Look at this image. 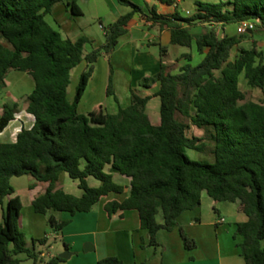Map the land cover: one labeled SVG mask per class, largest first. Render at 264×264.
<instances>
[{"label": "trees", "instance_id": "16d2710c", "mask_svg": "<svg viewBox=\"0 0 264 264\" xmlns=\"http://www.w3.org/2000/svg\"><path fill=\"white\" fill-rule=\"evenodd\" d=\"M63 1L0 0V91L6 88L10 71L27 72L34 80L27 112L35 119L32 128H23L15 142L0 143V264H22L19 256L24 253L35 264L44 262L42 252L27 247L19 229L24 203L19 196L9 198L15 193L14 177L36 179L43 191L32 206L36 213L48 216L54 232H61L69 221L58 220L51 212L88 213L111 194L125 193L127 186L115 181L106 171L108 166L131 181L128 197L107 201L105 211L110 217L118 211H137L151 246H158L161 230L179 227L185 248L196 249L197 242L180 227L178 218L201 207L206 193L216 203H239V211L249 217L237 225L235 234L243 237L239 244L242 256L246 264H264V99L248 101L239 86L244 74L251 87L264 92V52L241 49L232 58L241 38L224 32L229 25L248 21L264 27V0L197 1L188 17L180 14L176 0H155L175 6L170 14L159 13L148 0L145 7L118 0L132 10L107 26L101 24L105 42L87 55L88 38L75 42L64 38L46 20ZM71 12L82 15L75 3ZM136 13L146 22L169 28L173 45L191 47L195 43L199 53L206 51L204 59L173 73L165 60L167 49L159 45L160 71L141 81L146 89L158 85L155 94L142 96L132 90L130 104L120 106L116 113L100 106L81 114L79 105L99 58L114 51ZM199 25L204 30L193 32ZM83 62L87 67L70 100L72 71ZM107 95L118 102L112 70ZM153 96L160 98L158 124L147 112ZM16 111V104H4L0 133L15 119ZM185 119L206 131L213 143V161L188 155L190 150L202 152L206 143L187 134ZM63 173L78 182L84 191L81 197L58 188ZM89 177L101 185L90 186ZM48 242L46 236L33 240V246ZM63 261L55 256L45 264ZM98 264L127 263L107 257Z\"/></svg>", "mask_w": 264, "mask_h": 264}, {"label": "crops", "instance_id": "0c3cea01", "mask_svg": "<svg viewBox=\"0 0 264 264\" xmlns=\"http://www.w3.org/2000/svg\"><path fill=\"white\" fill-rule=\"evenodd\" d=\"M81 1L85 4H90L92 0ZM112 1L115 10L111 11L109 14L111 23L117 21L122 15L132 10L130 7L116 2V0ZM131 1L138 3L140 0ZM144 1L145 4L142 7L146 5V0ZM148 1L150 6L155 5L157 7L159 13L170 14L175 10V6H166L155 0ZM197 1L202 0H192V8L186 9V14L188 11L192 12L194 10ZM183 2H187V0H182L178 8L182 7ZM73 3L81 10L82 15L75 16L72 14L71 4ZM50 17L58 26L59 32L64 38H69L75 42L82 37H86L91 41L85 46L86 55L99 48L105 42L104 31V38L102 39L91 25L84 21L86 17L85 12L79 5L78 0H64L53 8L52 12L46 17L48 23L53 26L54 23L52 24L49 21ZM72 17H77L79 19L78 21L81 20L82 23L80 22V24L78 23L76 25L72 24ZM103 26L106 25L103 24ZM100 27L103 30L102 25H100ZM228 27L229 26L225 27L224 32L228 35H232L227 31ZM201 28L204 30L203 25L193 27L192 30L198 33ZM159 45L167 49L165 60L168 65L169 62L174 63L179 55H185L191 52L195 53L194 48H192V51H188L187 47L173 45L171 43V31L169 28H160L158 25L146 22L140 14L136 13L130 23L128 33L120 38L119 44L114 51L109 55H102L98 60V62L107 60L109 63L108 79L104 84V95L108 101L111 97L107 95V88L112 70L111 61L118 54L121 56L125 55V59L127 60L126 64L129 75L128 72H126L124 78L121 80L122 84L116 82V79H114L113 83L115 96L118 98L117 102L115 97L112 96L117 103L116 107L112 106V104H110L109 107L104 106L101 104L102 100L99 101L97 97H95L90 101V110L103 106L108 113L109 110L116 113L121 106V99L117 94L120 87H122V89L124 88L123 90L126 93L128 105L131 102L132 90L142 92V96L155 94L158 91V85H153L150 89L139 91L138 87L143 78L155 75L160 71L161 54ZM155 48H158L159 52L155 50ZM196 51L198 52V50ZM205 53L200 54L202 60L205 57ZM187 63L193 64L194 59L184 62V66ZM80 66H82L83 71H85L87 63L83 62L78 67ZM172 72L178 73L173 69ZM132 73L135 74L134 77ZM95 74L96 69L79 105V109L85 98L91 93L92 95L95 94L97 91L93 86ZM6 83V88L0 91V116L3 112L5 103L16 104L17 111L15 119L0 133V143H13L17 140V136L23 128L30 129L35 123L33 115L27 112L29 96L34 89V80L27 72L12 70L6 78ZM151 107H158L160 110L159 97L153 96L148 104V113ZM159 122L160 120L153 121L155 124ZM192 152L196 155L195 151ZM192 158L198 160L194 155ZM106 171L114 176L116 182L127 186L125 193L122 194V198L118 199L119 201L124 200L129 195L131 179L122 176L111 166H108ZM66 174L67 173H63L61 177ZM64 177L66 178V176ZM88 183L92 187H99L101 185V182L94 177H89ZM63 186L64 188L59 189L64 190L66 193L78 197H81L84 193V191L79 188L78 182L73 181L70 177L66 178ZM42 191V187L38 184L36 179L33 178L28 189L30 207L33 208L32 201L41 194ZM15 196L21 197L18 191L15 190L14 195L9 198ZM111 196L112 194L102 199L88 213L71 215L67 212H51L56 219L69 221V224L61 232H52L51 234L55 239L60 238L64 243L65 250L72 253L69 259H65V261L59 262L58 264H98L100 260L107 257H118L127 264H246L241 253V248L239 247V244L243 242V237H235V234L237 225L247 222L249 217L245 213L239 211V203H216L204 193L201 207L184 212L178 218L180 227L197 242L196 249L188 250L184 246L181 230H179L180 228L178 227L173 231L161 230L157 237L158 246H151L149 244L148 231L140 228L139 214L137 211H118L113 216H108L104 206L107 201L114 199H112ZM204 205L207 206V210H205ZM215 209H217V211H215ZM33 211L30 210L29 215L31 219L45 226L46 222L48 223V216L36 213L34 208ZM22 219H24L23 216L20 217V222ZM158 221L160 223L163 222L162 215L158 216ZM42 256L44 257V262L40 264L48 263L55 257V255L51 253L46 254L44 251H42ZM47 256L49 257L48 259Z\"/></svg>", "mask_w": 264, "mask_h": 264}, {"label": "rangeland", "instance_id": "374dc122", "mask_svg": "<svg viewBox=\"0 0 264 264\" xmlns=\"http://www.w3.org/2000/svg\"><path fill=\"white\" fill-rule=\"evenodd\" d=\"M202 1L214 2L216 0H202ZM116 2L119 3L118 0H116ZM78 3L85 12L86 17L84 21L88 22L91 25V27L97 32L99 37L103 39L104 38L103 30L101 29L100 25L104 24L107 26L111 23L109 14L111 13V11L115 10L113 1L112 0H96V1L92 0L90 4H85L81 0H78ZM135 4L138 6H144L145 1L140 0L138 3H135ZM191 8H192V0H187V2L182 3V7H180L178 10L183 17H188V15L186 14V9H191ZM71 20H72L71 21L72 24L74 25L78 23L80 24V22L82 23L81 20L78 21L79 19L77 17L75 18L72 17ZM49 21L52 24L54 23L51 17L49 18ZM53 27L59 31L58 26L55 23L53 24ZM236 27H237L236 25H229L228 30H227L232 35H236L241 38V42L239 43V45L235 46V48L232 51V58L235 57L236 55L237 56L240 55L241 49L251 50L252 48H255L259 52L260 51L264 52V27L263 26L256 25L255 30L252 33H247L243 35H239L236 33V30H237ZM201 30L203 29L201 28L199 31ZM219 31L222 33L220 28H219ZM192 48H194L195 53L191 52V53H186L185 55H179L174 63L169 62V66H171V68L174 71L179 73L182 67L184 66V62L186 61L188 62L194 59V63L192 65L194 66L198 65L202 61L201 56H200L201 53H198L196 51L197 47L195 43L191 47H187V50L192 51ZM155 50L158 51V48H155ZM188 56H190V58ZM126 61L127 60L125 59V55L121 56L120 54L114 57L113 60L111 61L112 62L111 64L112 72H113V83H114V79H116V82H119V84H122L121 80L122 78H124L126 72H128V75H129V71L127 70L128 68H127ZM108 70H109V63L107 60L106 61L101 60L100 62L97 63L95 80L93 83V86L97 89V91L95 94L92 95L91 93L85 98L84 102L81 104L80 109H79V112L81 114H85L91 111L90 110L91 108H89L91 105L90 101L91 99H94L95 97H97L99 101L102 100L101 104L104 106L109 107V105L112 104V106L116 107L117 103L114 100V97L111 96L110 100L108 101V99H106L104 95V84L108 79V76H107ZM82 71H83V67L80 66V67H77L71 74V85L68 91V94H69L68 96L70 100L74 99L76 87L79 83L80 74ZM218 74L220 73L218 72ZM114 75H115V78H114ZM134 75L135 74L132 73L133 77ZM130 76H131V72H130ZM239 86H240V89L246 93V97L248 101L259 102L260 100L264 99V92L258 88L251 87L244 74H242L239 78ZM123 89L122 87H120L119 92L117 94H118V97L121 99V102L119 101L121 107H126L128 105V102L126 100L127 98L126 93L124 92ZM144 89L146 88L142 87L140 83V86L138 87V91L144 90ZM138 93L142 95V92H138ZM109 113H113L112 110H109ZM148 114L152 121L160 120V110L158 107H151L149 109ZM185 121L189 125L187 134L189 136H196L199 138H203L206 143V147L202 152H196V155H195V153H193L192 151H188V155L191 158L194 155L200 161H203V160L213 161L214 160L213 143L208 139L206 131L204 129H199L196 126L192 125L190 120L185 119ZM64 176H66V178H69L67 174L63 175L59 180L58 188H64L63 185L66 180ZM32 181H33V177L30 175H25L22 177H14L12 179V185L14 189L18 191L24 203V207L22 208V211H21V216H23L24 219L21 220L19 229L25 235L27 247L29 249L35 250L37 253H41L42 251H44L46 254L51 253L55 256H59L60 254L66 252L65 250L66 248L64 247L63 241L60 238L55 239L54 237L51 236L52 232L54 231L51 229L49 223L46 222L45 226L42 224L40 225V223L33 221L29 215L30 210L33 211V208L29 206L30 203L28 201L29 199L28 189ZM111 198L121 199L122 195L112 194ZM204 206H205L204 207L205 210H207L206 209L207 206L206 205ZM46 236L49 238V242L47 244L42 245L40 243H36V245L33 246V240H39ZM19 257L22 259V264H35L34 260L28 258L25 253L21 254ZM48 258L49 257L47 256V259Z\"/></svg>", "mask_w": 264, "mask_h": 264}, {"label": "built area", "instance_id": "2783aa9c", "mask_svg": "<svg viewBox=\"0 0 264 264\" xmlns=\"http://www.w3.org/2000/svg\"><path fill=\"white\" fill-rule=\"evenodd\" d=\"M177 4L179 5L182 0H176ZM191 12H187V15L189 16ZM256 24L252 21L243 22L237 25V34L243 35L247 34L249 32H253L255 30ZM45 264V263H44Z\"/></svg>", "mask_w": 264, "mask_h": 264}, {"label": "water", "instance_id": "95a60500", "mask_svg": "<svg viewBox=\"0 0 264 264\" xmlns=\"http://www.w3.org/2000/svg\"><path fill=\"white\" fill-rule=\"evenodd\" d=\"M252 33V32H249ZM72 256V253L70 251H66L65 253H62L59 255L60 258L62 259H69Z\"/></svg>", "mask_w": 264, "mask_h": 264}]
</instances>
